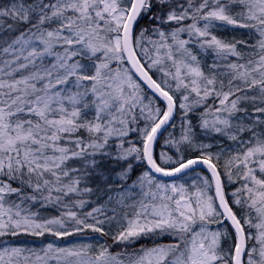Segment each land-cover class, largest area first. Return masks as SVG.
I'll return each mask as SVG.
<instances>
[{
    "label": "snow or ice",
    "instance_id": "1",
    "mask_svg": "<svg viewBox=\"0 0 264 264\" xmlns=\"http://www.w3.org/2000/svg\"><path fill=\"white\" fill-rule=\"evenodd\" d=\"M0 264H264V0H0Z\"/></svg>",
    "mask_w": 264,
    "mask_h": 264
}]
</instances>
